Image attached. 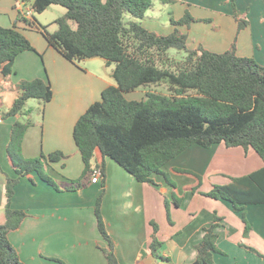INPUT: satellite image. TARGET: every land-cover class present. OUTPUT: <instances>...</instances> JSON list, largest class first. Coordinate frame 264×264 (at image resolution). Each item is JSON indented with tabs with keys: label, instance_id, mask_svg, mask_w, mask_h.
I'll return each instance as SVG.
<instances>
[{
	"label": "crops",
	"instance_id": "0c3cea01",
	"mask_svg": "<svg viewBox=\"0 0 264 264\" xmlns=\"http://www.w3.org/2000/svg\"><path fill=\"white\" fill-rule=\"evenodd\" d=\"M169 1L160 0L166 9H178L180 16L190 10L198 15L203 14L202 10L207 14L219 12L223 4L225 15H220L226 18H220L218 24L224 35L216 33L214 37L219 40L207 44V48L193 42L195 49L203 46L211 52H222L232 44L238 29L231 20L234 8L240 15H247L250 24L239 34L237 53L264 66V0H236L235 7L230 0ZM29 8L30 4L22 0H0V26H17L34 48L18 56L14 74L4 82L0 93V225L6 220L8 178L17 177L8 155L13 126L17 122L31 123L20 146L25 159L56 152L62 153L64 159L44 168L45 176L58 188L34 173L22 178L15 189L12 208L27 213L28 217L18 230L9 234V239L23 264H108L103 249L109 243L99 232L95 216L100 197L106 230L120 264L193 263L197 258L196 247L215 216L222 219L216 230L217 246L222 251L214 255L216 264H264V204L247 205L243 212H236L230 202L205 195L216 185L230 184L231 178L263 169V160L252 149L228 148L224 144L209 149L190 147L164 168L176 188L162 176L153 177L155 185L140 183L98 151L95 162L104 167V184L102 178H95L88 187L67 190L84 171L74 140L76 124L92 104L101 101L104 90L117 85L113 76L115 66H108L102 58L84 60L78 65L68 61L37 29L18 22L19 12L25 13ZM47 12L53 22L43 17ZM66 13L65 8L53 5L44 14H33L29 19L35 17L39 24L47 26ZM143 20L156 21V18L145 16ZM186 28L182 32L188 34L195 26ZM174 29L172 26L168 31L172 33ZM57 30L58 26L52 33ZM197 36L204 39L202 34ZM36 79L50 81L52 101L42 104L30 100L22 115L4 117L18 96L15 87L22 81ZM142 88L141 100L147 92L154 91L153 86ZM176 169L202 177L198 192H191L198 184L197 178L175 173ZM245 220L251 227L247 233ZM154 235L162 244L160 255L167 260L152 256L149 246Z\"/></svg>",
	"mask_w": 264,
	"mask_h": 264
},
{
	"label": "trees",
	"instance_id": "16d2710c",
	"mask_svg": "<svg viewBox=\"0 0 264 264\" xmlns=\"http://www.w3.org/2000/svg\"><path fill=\"white\" fill-rule=\"evenodd\" d=\"M30 4L33 14H42L50 6H61L66 15L57 19L58 30L48 31L36 18L29 19L19 12L18 22L40 31L50 46L68 61L79 62L102 58L108 66L115 65L116 86L102 93V99L92 104L78 120L74 140L84 163L82 177L72 181L67 190L88 187L94 173L104 167L95 162L96 153L110 158L138 182L153 184L154 176H162L176 188L164 168L192 146L205 149L224 144L228 148L254 150L264 162V66L237 53V45L224 53L203 47L190 49L188 36L178 27H190L194 19L186 14L181 20L172 19L174 31L159 35L146 29L142 20L153 8V0H22ZM248 22L239 24V31ZM170 50L184 54L173 60ZM34 51L31 42L17 26H0V93L2 85L14 74V64L24 52ZM168 83L171 94L149 91L140 101L126 95L142 87ZM11 110L4 115L24 113L30 100L47 104L54 97L49 80L22 81L16 87ZM0 105H2L0 97ZM31 123L17 122L12 129L8 155L16 178L6 184V220L0 225V264H23L9 234L18 230L27 213L12 208L15 189L20 180L36 173L42 180L58 188L44 174L46 164L64 159L60 152L37 159H25L20 146ZM175 173L197 178L191 171L176 169ZM225 200L236 212L247 205L264 204V168L249 175L231 178L228 185H216L205 194ZM168 205V203H167ZM102 197L97 200L95 216L99 232L109 243L103 249L108 264H120L114 244L106 230L102 215ZM222 219L215 216L197 245V258L191 264H216L214 255L222 253L217 246V228ZM247 233L250 225L245 220ZM157 227L155 228V233ZM162 244L154 235L149 246L152 256L160 255ZM252 250V249H251ZM254 251V250H252Z\"/></svg>",
	"mask_w": 264,
	"mask_h": 264
},
{
	"label": "rangeland",
	"instance_id": "374dc122",
	"mask_svg": "<svg viewBox=\"0 0 264 264\" xmlns=\"http://www.w3.org/2000/svg\"><path fill=\"white\" fill-rule=\"evenodd\" d=\"M169 2H174V1L170 0ZM230 2L232 3L233 7H235L236 0H230ZM153 6H154L155 10L151 9L146 14V17L147 18L154 17V18H156V21L143 20V23H144L143 26L146 29H148V30H150L152 32H155V33H157L159 35H161V34L162 35H168L171 32V31H168V30H169V28H171L173 26L172 25V21H171L172 19L179 21L186 14H189L194 19V22H192V24L190 25V28L192 27V25L195 26L194 31L190 30L188 32V34L185 32V34L187 36L189 35L188 46H189L190 49L191 48L195 49V47L193 45L194 44L193 42H195V41H197L199 44L202 43V45H204L206 47L207 44H210L213 41L219 40V38L214 37V35L216 33L218 35H224V32H222V28L219 29V24H218L219 22H221L220 18H226L225 16H222V15H225V10L223 9V4L222 3L220 4L221 11H219V12L215 11L217 13H215L213 11H208V14H207V13H205L204 10H202L203 14L198 15L197 12H195V11L192 12L190 10L188 13L185 12L181 16H180V13H179L178 9H174V11L166 9L164 7L163 3L160 2V0H153ZM57 7H61V6H57ZM45 12H43L42 14H44ZM220 14H222V15H220ZM39 15H41V14H39ZM178 16H180V17H178ZM43 17L49 18V20H51L49 22H53L52 19H50L51 16H49V12L44 14ZM177 18H179V19H177ZM231 20L234 21L238 25V29L236 28V32H235V35L233 37L234 39L232 41V44L226 50H224L222 52H214V53H218V54L224 53V52L230 50L232 48L233 44L237 45V43L239 41V34L243 30H245L250 24V19L247 17V15H244V14L240 15L239 13H237V10L235 8H234V12H233ZM241 22L242 23L243 22H248V25H247L246 28H244L243 30L239 31V24ZM47 27H48V31L50 33H52L55 29H57V26H56L55 23L47 25ZM182 27H185V28L182 29V31L184 29L185 30L187 29L186 28L187 26H179L178 28L181 29ZM197 34H202L203 35L202 37L204 39L199 38L197 36ZM201 47H203V46H201ZM205 47H203V48H205ZM209 51H210V49H209ZM169 56L171 57V59L176 61V60H181V58L184 57V54L178 53L176 50H170L169 51ZM79 63H81V62H79ZM153 87L154 88H152V90H154L156 92L163 93V94H171V88H170L168 83H161L159 85H154ZM143 90H144V88H141L140 92H135L134 91L132 93L127 94L126 97L128 99H130V100L132 98H135V99H138V101H140L141 100V96H142L141 95L142 94L141 91H143Z\"/></svg>",
	"mask_w": 264,
	"mask_h": 264
},
{
	"label": "built area",
	"instance_id": "2783aa9c",
	"mask_svg": "<svg viewBox=\"0 0 264 264\" xmlns=\"http://www.w3.org/2000/svg\"><path fill=\"white\" fill-rule=\"evenodd\" d=\"M24 14H25L26 17L30 18L33 15V11L29 8L28 10L25 11ZM93 176H94V179L95 178L101 179L102 178L101 170L96 171Z\"/></svg>",
	"mask_w": 264,
	"mask_h": 264
}]
</instances>
